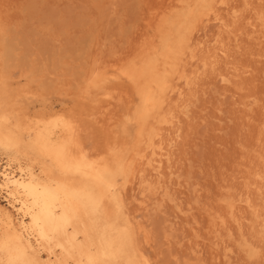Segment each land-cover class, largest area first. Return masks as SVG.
Masks as SVG:
<instances>
[{
    "label": "rangeland",
    "instance_id": "rangeland-1",
    "mask_svg": "<svg viewBox=\"0 0 264 264\" xmlns=\"http://www.w3.org/2000/svg\"><path fill=\"white\" fill-rule=\"evenodd\" d=\"M181 2L0 0V111L12 114L5 126L21 129L25 141L0 143V171L7 166L23 169L64 199L79 176L51 168L50 157L37 156L26 144L43 121L60 115L76 126L54 132L68 153L83 151L94 166L114 174L126 167V175L117 178L120 187H113L102 203L104 216L109 215L105 221L127 233L128 239L116 230L127 246L120 264H264V0H235L233 5H241L236 17L229 5H221L217 18L196 22L190 44L201 43L195 65L188 67V81H178L180 72L169 76L173 84H183V95L159 128L155 152L138 158L141 172L154 184L152 195L133 161L137 149L146 145L147 132L135 116L141 97L128 71L132 63L138 67L157 52L162 63L163 37L173 29L165 22L173 21ZM170 38L174 42L175 36ZM184 58L179 70L189 60ZM104 72L112 80L95 84L96 75ZM165 99L167 110L177 94L170 92ZM80 193L71 191V205L85 200ZM20 207L0 187V209L12 215L40 264L50 255L55 264H88L60 243L50 254L30 235V217ZM4 259L0 250V264Z\"/></svg>",
    "mask_w": 264,
    "mask_h": 264
},
{
    "label": "bare ground",
    "instance_id": "bare-ground-1",
    "mask_svg": "<svg viewBox=\"0 0 264 264\" xmlns=\"http://www.w3.org/2000/svg\"><path fill=\"white\" fill-rule=\"evenodd\" d=\"M234 1L235 0H228V1L227 0H183V3L181 2L182 5L180 7H178L177 10L174 11V14L172 17L173 21L171 20V22H169V21L165 22V23H169L171 28H173L174 30L172 29L171 33L165 34L163 37V45H162L163 48L160 51V54L162 56V63L159 62L161 58L157 52V54H155V56L149 57L148 59H146L148 57V55H147V57L145 58L146 60L143 61V64L141 63L142 66H141V64L139 66L138 63H136V64H138V67L133 66L134 63L131 64L132 65L131 67L133 69L130 67L131 70L128 71V76L135 83V87L138 90V93L140 94V97H141L140 105L136 106L138 108L136 111V115L135 114L134 115L137 116V119H138L137 121L140 122L141 131L147 132V134H146V136H147L146 145H145V143H143L145 147L140 148L139 150L137 149V152H135V154H134V158H133L134 160L133 161L135 162L136 165L139 162V159H142V158H140L142 156V153H145V155L148 156L150 151L152 153L155 152V149L153 146V144H154L153 141H154L155 137L158 135L159 128L161 125L165 124L167 119H169V117L175 111L176 107L179 104L181 96L183 95V90H182L183 84L182 85H180V83H177V84L174 83L173 84L174 80L171 82L169 76H170V74L174 75V74L180 72L179 77H177L178 81L183 80V82L187 83L188 72H190L192 70V69H189L188 67L190 64H192V66L195 65V62L197 60L196 49H198L197 47H199V44L201 43V39L198 38L200 40H198L195 43L190 44V41H192L191 34L194 31L196 22L199 19L204 18V17L208 18L207 21L211 20L212 18H217L219 16L218 10H219V7L221 5H229L228 7L231 11V14L234 17H236L238 9H239V7H241V5L240 4L239 5L238 4L233 5ZM172 6H171V8H172ZM167 11H165L166 15L168 13ZM169 11H170V9H169ZM165 14H164V16H165ZM167 16H169V15H167ZM160 23H162V22H160ZM197 23H199V21ZM160 25H162V24H160ZM201 27H202V24H201ZM3 30L4 29H2V31ZM150 35H152V34H150ZM171 35L175 36L174 42H172V43H171V38H170ZM148 39H149L148 40L149 42L150 41L152 42V40H150V38H148ZM149 42H148V45H149ZM152 44H154V43H152ZM152 44H150V45H152ZM143 46H145V45L143 44ZM157 47L158 46L156 45L155 48L157 49ZM0 49H1V47H0ZM148 49H150V47ZM150 52L152 54V51H150ZM150 52H149V54H150ZM139 53L140 52H138V55H137L138 61L141 60V58L139 60V55L142 54V53L141 54H139ZM143 54H144V52H143ZM184 55L188 56L189 60L186 61L184 65H182L183 69L180 68V70H179L178 65H179V62H181V60L183 61V59H185ZM142 58H143V56H142ZM0 62L2 65V61H0ZM168 64H173V66L171 65V69H169V66H167ZM0 72L3 73V71H0ZM104 73H102V75L101 74L96 75V83L94 82L95 84H99L101 82L106 84L107 81L112 80L110 77L106 76L107 72H104ZM172 75H171V77H172ZM90 78H91V76H90ZM132 86H133V84H132ZM135 87L133 88V90L135 89ZM96 88H97V86H96ZM103 88L105 90H107L106 89L107 87L106 88L103 87ZM100 91H102V87H101ZM133 92H136V90ZM170 92L177 94V100L174 101V103L172 105H169V108L166 110V108H164L163 103H165V101H166L165 98L168 95V93H170ZM4 94H5V92H4ZM4 94L1 95L3 99L5 96ZM120 96L121 95L118 94V96H116V97H120ZM5 98H6V96H5ZM4 100H7V99H4ZM97 103H98V101H97ZM4 105H6V104H4ZM0 107H2V106H0ZM134 107H135V105H134ZM160 109H162L163 111L160 112ZM9 113L11 114V112H9ZM11 115H9V116H11ZM53 115H54V113H53ZM9 116L6 113L0 111V143L4 144V145L5 144L6 145L20 144L22 142L24 143L25 141L21 136L22 134L20 133L21 129H20V131H19V129L17 131L8 125L5 126V123L9 122ZM61 117L62 116H60V115H56V116H51V118H49L48 121H46L45 119H44L45 121L42 120L43 121L42 127L39 130L37 129V131L35 132V135L32 138H30L28 140V142H26V144H28L29 148L33 152L35 150V154L37 156H38V154L36 152L40 153L43 156L50 157L51 160H49V161H51L52 164L48 163V165H50V166L54 165V167H58L59 170H61V172L70 173V174H74L76 176L77 175L79 176V179L75 180V183H74L75 185L69 186L68 189H66L68 192L65 191L66 196L64 197V199L60 195H58L57 193L53 192L48 187L39 184L38 181L34 178V176L32 174L25 172L23 169H20V170L14 169L13 170L10 166H7L0 171V187L3 190H5L6 192H8L12 198H14L16 201L20 202V204H21L20 210H23L24 214L28 215L30 217V221L27 222V226H28L29 230L31 231L30 235L32 237H34L35 239H38L41 246H43L45 249L49 250L48 252L50 254H52L53 245H55V243L56 244L60 243L62 249L65 252L69 253L70 250H75L76 252L79 253L80 256H83L88 260V264H120L121 261L124 259L125 255L123 256V252H125V251L123 250V248H124V246H126L125 245L126 243L123 244L124 246L122 245V242H124V241L120 240V238L123 234L125 235L127 233L125 231L123 232V229H120V227L118 225H114L107 220L105 221L104 217L107 218L109 215L104 216L105 214H104V209H103L102 203L106 201L104 199L105 195L108 194L113 187L118 185L117 184L118 175H126V172H125L126 167L124 168L123 165L120 166L118 174H114L112 171H110V169L104 168V167L100 166L99 164L97 166H94L95 162L93 161L94 162L93 163L92 160L89 159V156H87L83 151L80 152L81 153L80 155L70 154V150L68 153L67 149L65 147V143H63L62 139L60 137H57L54 134V132L60 126L62 127L63 130L67 129L68 131H70L71 129H73V127H76V126H73L69 121L62 119ZM152 118H154L155 123L151 122ZM70 119H71V117H70ZM35 121H36V118H35ZM58 121H60V122H58ZM37 122H39V121L37 120ZM135 124H136V122H135ZM138 125H139V123L137 124V128H138ZM138 130H139V128H138ZM27 131H29V130H27ZM64 132H62V133H64ZM73 132H75V130H73ZM72 134H74V133H72ZM144 140H142L140 142H143ZM138 143H139V141H138ZM138 143H136V144H138ZM19 146H21V145H19ZM21 147H23V145ZM139 147H140V145H139ZM111 148H113V147H111ZM113 149H115V148H113ZM4 153H5V151H4ZM15 153H17V152H15ZM87 153H88V151H87ZM20 154H21V152H20ZM11 156H13V155H11ZM109 156H113V154L109 155ZM95 158H97V157H95ZM32 160H34V159H32ZM35 161H36V159H35ZM43 161H44V159H43ZM30 163H32V162H30ZM44 165L46 166V164H44ZM51 168H52V166H51ZM133 168H134V166H133ZM138 168H139V166H138ZM59 173H60V171H59ZM138 174L141 177V183L143 184V187L145 188V190L150 192V195H152L151 194L152 189L154 188V184L152 183V180L146 175L145 172H141L140 168L138 169ZM139 175H138V177H139ZM127 177H130V176H127ZM62 178H63V176H62ZM123 178H125V177L123 176ZM73 179H74V177H73ZM130 180H132V179H130ZM78 185L81 188V190H80V188H78ZM77 190H78V192H81L80 194L85 197V200L83 202H79L77 204V207H76L75 205H71V203H69L70 200L67 199V197L68 196L73 197V195L71 194V191L73 193H75V192H77ZM119 191H120V189H119ZM144 194L145 193H143V195ZM145 197L147 198V196H145ZM103 199L105 201H103ZM110 200H111V198H110ZM122 200H123V198H122ZM122 200H120V201H122ZM148 200H149V197H148ZM125 201H124V203H126ZM109 202L111 203V201H109ZM147 203H148V201L146 202V204ZM143 204H145V202ZM111 206H109V207H111ZM126 208H127V206H126ZM127 211L129 212V210H127ZM115 214H114V216H116ZM114 218H116V217H114ZM118 218H120V217H118ZM122 219H124V218L122 217ZM124 220H128V219H124ZM124 220H123V222H125ZM123 222L121 223V225L123 224ZM127 225H129V224L127 223ZM129 226L131 227V225H129ZM130 227H128V228H130ZM116 230L118 231V233L121 234V236L118 235ZM113 231H115L116 234L113 233ZM80 234H82V235H80ZM80 236H84V238L80 239ZM117 236H120V238ZM125 237H126V235H125ZM131 240H132V238H131ZM132 245H134V244L132 243ZM91 246H94L96 248L95 252L91 249ZM137 248H138V250H140L139 247H137ZM0 250L5 256L4 264H40V261H39L37 255L30 250L29 240H25V238L20 234L17 226L15 225V223L13 221L12 215H10L9 212L1 210V209H0ZM132 250H134V249H132ZM126 251H128V250H126ZM128 254H129V252H128ZM129 256H130V254H129ZM136 257H138V256H136ZM139 258H138V260H140ZM131 259L133 260V258H131ZM55 261L56 260H53L51 258V255H50L45 264H55ZM136 261H137V259H136ZM139 263H140V261H139ZM60 264H63V263H60ZM131 264H132V262H131ZM140 264H142V263H140Z\"/></svg>",
    "mask_w": 264,
    "mask_h": 264
}]
</instances>
